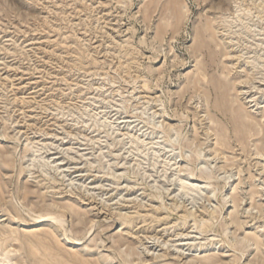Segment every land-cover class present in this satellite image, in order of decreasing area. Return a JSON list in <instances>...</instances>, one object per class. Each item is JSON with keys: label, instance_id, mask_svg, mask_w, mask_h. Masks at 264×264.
I'll return each instance as SVG.
<instances>
[{"label": "rangeland", "instance_id": "obj_1", "mask_svg": "<svg viewBox=\"0 0 264 264\" xmlns=\"http://www.w3.org/2000/svg\"><path fill=\"white\" fill-rule=\"evenodd\" d=\"M0 264H264V0H0Z\"/></svg>", "mask_w": 264, "mask_h": 264}, {"label": "bare ground", "instance_id": "obj_2", "mask_svg": "<svg viewBox=\"0 0 264 264\" xmlns=\"http://www.w3.org/2000/svg\"><path fill=\"white\" fill-rule=\"evenodd\" d=\"M39 228V227H38Z\"/></svg>", "mask_w": 264, "mask_h": 264}]
</instances>
